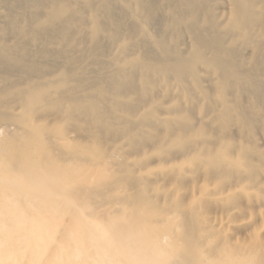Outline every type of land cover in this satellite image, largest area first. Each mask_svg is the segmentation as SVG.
Here are the masks:
<instances>
[{"label": "bare ground", "instance_id": "bare-ground-1", "mask_svg": "<svg viewBox=\"0 0 264 264\" xmlns=\"http://www.w3.org/2000/svg\"><path fill=\"white\" fill-rule=\"evenodd\" d=\"M0 264H264V0H0Z\"/></svg>", "mask_w": 264, "mask_h": 264}, {"label": "rangeland", "instance_id": "rangeland-1", "mask_svg": "<svg viewBox=\"0 0 264 264\" xmlns=\"http://www.w3.org/2000/svg\"><path fill=\"white\" fill-rule=\"evenodd\" d=\"M5 132H6V131H3V130L1 129V134H2L1 136H2V137H4ZM240 236H241V238H243V237H242L243 235H240Z\"/></svg>", "mask_w": 264, "mask_h": 264}]
</instances>
